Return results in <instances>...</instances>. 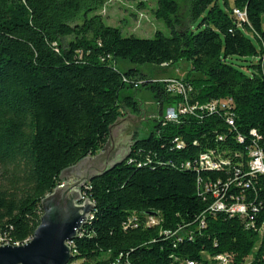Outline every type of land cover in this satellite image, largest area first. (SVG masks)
I'll return each mask as SVG.
<instances>
[{
  "label": "trees",
  "instance_id": "1",
  "mask_svg": "<svg viewBox=\"0 0 264 264\" xmlns=\"http://www.w3.org/2000/svg\"><path fill=\"white\" fill-rule=\"evenodd\" d=\"M155 1L169 36H123L96 13L103 0H0V236L10 244L32 237L61 171L100 151L124 111L139 112V101L121 93L142 88L159 105L157 121L147 138L133 137L127 158L83 188L94 209L68 264H206L221 254L231 264H264V175H245L251 129L264 151V0H188L183 17L176 0ZM180 59L189 63L191 102L230 99L235 129L218 113L163 123L164 103L178 97L117 66ZM210 150L230 165L197 171ZM237 171L242 184L222 192L227 204L240 196L246 212L211 211L205 183L221 191ZM149 215L158 223L147 225Z\"/></svg>",
  "mask_w": 264,
  "mask_h": 264
},
{
  "label": "water",
  "instance_id": "2",
  "mask_svg": "<svg viewBox=\"0 0 264 264\" xmlns=\"http://www.w3.org/2000/svg\"><path fill=\"white\" fill-rule=\"evenodd\" d=\"M132 131L137 139L147 134L132 128L120 117L109 126L108 138L101 151L79 160L61 171L60 181L41 201L42 215L32 237L19 245H0V264H68L73 241L94 209L82 189L96 176L104 174L129 155ZM118 264V263H116Z\"/></svg>",
  "mask_w": 264,
  "mask_h": 264
},
{
  "label": "built area",
  "instance_id": "3",
  "mask_svg": "<svg viewBox=\"0 0 264 264\" xmlns=\"http://www.w3.org/2000/svg\"><path fill=\"white\" fill-rule=\"evenodd\" d=\"M234 14L240 20H246V14L244 11H240L237 9H233ZM172 82V83H171ZM165 86V90L170 95L178 97L176 99V105H168L163 117V123L167 122H178L179 119L186 115H191L195 117L201 118L204 114H212L218 113L222 114L226 124L230 127V129H235V122H234V114L232 112L233 105L230 99H214L207 103H197L191 102L190 100V92L192 88L190 85L181 84L180 81L176 80H169L167 85ZM249 135L251 136L252 140L250 144H246L247 150V173L246 176H254L256 174H263L264 175V151L258 145L257 141L260 139V136L257 134L255 129H251L249 131ZM219 140H222L223 137L220 135L218 136ZM236 139L239 143L244 142V136L241 133H236ZM176 147L181 148L183 143L177 137L175 138ZM195 168L197 171L200 170H221L226 166L230 165V160L228 158L221 157V153H215L213 150L208 152L201 153L198 159L195 161ZM187 167H191L190 163H186ZM239 171H237V176L234 179L230 180V182L223 185L221 191L216 188V184L211 182L205 183V191H211L212 196L215 198L214 203L209 208L211 211H226L230 214H244L246 212V205L241 201V197L239 196H231L230 200H233L232 203L227 204L225 202V195L222 191L228 188L230 184L236 182L237 185H241L242 182L239 181L240 177H238ZM88 184V183H87ZM244 186H247V183H244ZM86 187V185L84 186ZM82 197L83 199L86 198L85 192L82 189ZM92 218V214L90 213L88 216V220ZM135 220V217L131 219ZM87 220V221H88ZM86 221V222H87ZM129 221V222H131ZM158 223V218L152 215H149L146 218L147 225H154ZM204 222L203 220L200 221V226L203 227ZM80 231V230H79ZM78 231V232H79ZM78 235V233H77ZM10 241L5 239L4 237L0 236V245L3 243H9ZM72 241L69 242V245L72 246ZM12 245H19V243H14ZM116 263L121 264L119 261ZM114 263V264H116ZM182 264H194L191 261H186ZM206 264H231L230 258L227 255L221 254L213 257L210 261Z\"/></svg>",
  "mask_w": 264,
  "mask_h": 264
},
{
  "label": "rangeland",
  "instance_id": "4",
  "mask_svg": "<svg viewBox=\"0 0 264 264\" xmlns=\"http://www.w3.org/2000/svg\"><path fill=\"white\" fill-rule=\"evenodd\" d=\"M176 1L179 5L181 16H185L188 0ZM228 1L229 5L233 6L232 0ZM218 2L220 6H222V0H218ZM155 8V0H103V4L97 9L96 13L102 15L103 20L107 25L118 27L123 36L133 35L139 38H152L156 31H161L164 35L169 36V29L161 20L155 17L153 13ZM233 9L240 10L236 7H232V10ZM232 13L234 14V11H232ZM262 24L264 27V15L262 16ZM117 66L121 70L137 68V70L144 73L146 77L162 85H167L169 80H176L180 81L181 84L190 85L183 80L189 71V63L186 59H180L174 64H162L160 66H136L122 62H118ZM122 94L133 95L139 101V112L131 113L137 117V120L135 121L134 118V122L130 126L148 135L153 129L157 117L159 116V105L154 99L152 93L149 90L140 88L128 89L123 91L121 96ZM172 105L175 106L176 103H172ZM166 108L167 104L164 103V111H166ZM125 114H128V112L124 111L122 115L124 116ZM133 136L137 139L138 132L133 131ZM249 261L250 257L246 259L245 264H248Z\"/></svg>",
  "mask_w": 264,
  "mask_h": 264
},
{
  "label": "crops",
  "instance_id": "5",
  "mask_svg": "<svg viewBox=\"0 0 264 264\" xmlns=\"http://www.w3.org/2000/svg\"><path fill=\"white\" fill-rule=\"evenodd\" d=\"M120 118L124 121V122H127L129 125H132L133 124V122H134V118H135V121L137 120V117L136 116H134V115H132L130 112H128V114H125L124 116L122 115V116H120ZM132 133H133V131H132ZM133 134H132V136H131V141H132V139H133ZM101 151V150H100ZM100 151H98V152H100ZM97 152V153H98Z\"/></svg>",
  "mask_w": 264,
  "mask_h": 264
}]
</instances>
